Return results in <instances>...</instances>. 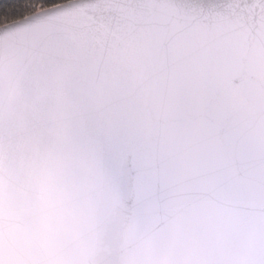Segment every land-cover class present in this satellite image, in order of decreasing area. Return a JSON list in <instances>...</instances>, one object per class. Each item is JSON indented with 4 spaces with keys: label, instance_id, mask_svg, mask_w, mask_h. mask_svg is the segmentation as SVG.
Here are the masks:
<instances>
[{
    "label": "snow or ice",
    "instance_id": "1",
    "mask_svg": "<svg viewBox=\"0 0 264 264\" xmlns=\"http://www.w3.org/2000/svg\"><path fill=\"white\" fill-rule=\"evenodd\" d=\"M0 264H264V0H0Z\"/></svg>",
    "mask_w": 264,
    "mask_h": 264
}]
</instances>
